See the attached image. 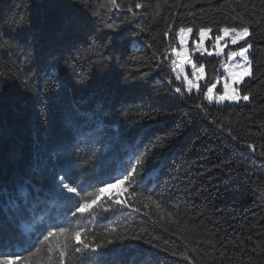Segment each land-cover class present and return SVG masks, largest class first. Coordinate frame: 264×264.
<instances>
[{
  "label": "trees",
  "instance_id": "1",
  "mask_svg": "<svg viewBox=\"0 0 264 264\" xmlns=\"http://www.w3.org/2000/svg\"><path fill=\"white\" fill-rule=\"evenodd\" d=\"M117 2L123 7L128 0ZM145 2L152 7L147 11L137 10V18L133 20L131 13L111 9L106 0H0V44L8 41L0 47V129L5 132L0 136V180L10 183L25 171L37 141L48 143L60 126L59 104L51 106L50 123L45 125L38 101L23 85L24 76L30 72H39L43 83L42 69L55 57L62 66V78L76 84L75 88H68L66 101H86L82 105L84 110L102 104L104 115L109 118L121 106L132 109L133 120L126 130L125 144L159 141L174 133L165 141L163 163L158 149L156 159L148 165L150 169L155 166V170L147 174L146 183L164 192L173 202L187 200L189 210L195 206L193 216L203 214L200 224L196 225L200 234L187 236L171 221L161 219L154 206L119 218L122 232L127 229L128 236L138 234L141 238L121 241L108 264H189L179 255L183 251L192 257L193 264H264V156L260 155L264 151V4L261 0ZM95 12L100 16H94ZM20 17H24L23 24L10 23ZM69 21L89 23L82 30L70 32ZM173 21H177L174 29L194 26V34L200 26L210 25L214 29L225 25L251 26V58L259 67L255 70V79L246 85L253 92L247 105L241 102L225 108L207 106L204 101L210 112L206 117L195 107L203 99L202 92L188 98L187 94L181 96L172 91L173 86L180 85L167 83L165 77L171 74L168 62L161 66L163 70L157 68V63L167 47L163 32ZM107 23L117 26L119 34L111 33ZM137 23L145 31L137 28ZM89 31L96 38L95 48L84 42ZM111 36L116 37L114 44L101 49L100 45ZM13 38L20 42L19 47ZM70 38L77 40L76 47L80 49L72 53L80 58L76 72L85 78L79 84V76L63 67ZM25 39L31 45L29 51L34 64L21 63ZM171 42L175 43L174 36ZM149 43L153 45L151 48ZM101 55L116 59L101 66ZM198 62L205 65L207 81L214 82L217 75L222 76L224 58L202 57ZM200 86L206 90L204 82ZM217 88L222 91V84ZM217 107L223 110L217 111ZM144 113L155 119L146 118ZM211 120L223 122L239 138V143L231 140L227 128L221 132ZM80 142L91 147L87 136L81 137ZM247 143H253L256 150L247 148ZM84 154L82 147L80 156ZM128 155L131 147L127 154L108 155L103 169L97 170L99 178H106L112 170L118 174L121 161L126 162ZM165 188L169 191H164ZM122 193L112 196H122ZM144 211L150 212L151 219L143 215ZM4 215L10 213L4 212ZM41 216L47 218L46 210L40 209L36 217L16 225L22 236L21 243L32 235L27 231L29 226L33 229L39 226ZM153 220L159 223L154 224ZM94 230L102 232L103 227ZM11 250L0 247V252Z\"/></svg>",
  "mask_w": 264,
  "mask_h": 264
},
{
  "label": "snow or ice",
  "instance_id": "2",
  "mask_svg": "<svg viewBox=\"0 0 264 264\" xmlns=\"http://www.w3.org/2000/svg\"><path fill=\"white\" fill-rule=\"evenodd\" d=\"M106 2L111 9L131 13L133 20L137 18V10L147 11L152 7V4L145 0H128L123 7L117 0ZM261 2L264 4V0ZM93 15L99 17L100 13L95 12ZM10 23L19 26L24 23V17L13 19ZM88 23L69 21V31L82 30ZM175 24L177 21L169 23L163 32L167 47L162 53V59L157 63V68L163 70L161 66L168 62L171 74L165 77L167 83L180 85L173 86L172 91L181 96L187 94L188 98H191L194 91L197 96L202 92L203 99L195 107L206 117L210 115L207 106L223 105L226 108L241 102L247 105L253 98V92L246 88V85L255 79V70L259 67L254 65L251 58V26L225 25L218 29L210 25L200 26L194 34V26H177L174 29ZM106 27L111 33L119 34L117 26L107 23ZM136 27L142 32L145 31V27L140 23H137ZM86 36L84 42L95 48L96 38L93 33L89 31ZM173 36L175 43L171 42ZM115 38L111 36L100 48L107 49L112 46ZM206 41H211V50L206 47ZM13 42L20 46V42L15 38ZM4 44H8V41H4ZM4 44H0V47ZM76 44L77 40L69 39L68 55L64 57L63 67L70 69L72 75L79 76V84L85 78L76 72L80 62V58L72 54L73 51H80ZM230 45L239 47L232 50ZM152 46L151 43L148 44V47ZM30 47L25 39L24 59L21 61L23 64L35 63L33 54L29 51ZM213 55L224 58V71L223 76L217 75L214 82H210L205 79L204 63L198 61L201 57ZM100 59L103 66L116 58L101 55ZM61 67L56 58L52 57L42 69L43 83L40 82L39 72H30L23 79L25 90L38 101L40 116L45 125L50 123L51 106L59 104L60 126L48 143L40 144L37 141L25 171L10 183L0 180V209L3 210L0 212V247L13 249L0 252V264H108L109 257L121 241L141 238L138 234L128 236L127 229L122 232L118 226L119 218H127L132 213H141L142 209H151L153 206L161 219L171 221L184 236L199 235L196 225L200 224L203 214L197 213L193 216L195 206L189 210L187 200L183 203L173 202L164 192H158L146 183L147 174L155 170V166L150 169L148 165L156 159L158 149L160 162L163 163L165 141L170 140L174 133H169L159 141L149 140L145 143L140 140L138 144H125L126 130L133 120L132 109L121 106L109 118L105 117V106L102 104H97L92 110H84L82 105L87 103L86 101H66L68 88H75L76 84L62 78ZM222 80L223 90L220 91L217 85ZM201 81L204 82L206 90L201 89ZM222 110L217 107V111ZM144 116L155 119V116L148 113H144ZM210 122L221 132L227 128L221 121ZM4 134V130L0 129V136ZM227 135L239 143V138L232 134L230 128H227ZM84 136L89 138L91 147L89 144H81L80 138ZM82 147L85 154L81 157ZM129 147L131 155H128L126 162L121 161L122 168L118 174H113L115 170H112L107 173L106 178L100 179L97 170L103 169L108 155L119 156L121 152L127 154ZM246 147L256 150L253 143H247ZM260 155L264 156V151H261ZM110 182L123 187L122 196H103L104 188ZM164 191L169 189L165 188ZM40 209L46 210L47 218L41 216V223L35 229L29 226L27 231L32 235L21 243L22 236L16 225L36 217ZM165 209L171 211L165 213ZM4 212L10 215L6 216ZM143 215L151 219L149 211H144ZM153 223H159V220H153ZM99 227H103L102 232L94 230ZM17 247L19 250H14ZM179 255L188 260L189 264H193L187 251Z\"/></svg>",
  "mask_w": 264,
  "mask_h": 264
},
{
  "label": "rangeland",
  "instance_id": "3",
  "mask_svg": "<svg viewBox=\"0 0 264 264\" xmlns=\"http://www.w3.org/2000/svg\"><path fill=\"white\" fill-rule=\"evenodd\" d=\"M189 44L191 46V41H189ZM206 47H209V49L211 50V43L210 41H206ZM230 47H234V46H231ZM228 49L225 50V52L227 51ZM198 55V54H197ZM207 57V56H205ZM202 58V57H201ZM210 58H217L215 57L214 55ZM194 61L196 59V56L193 57ZM219 59V58H217ZM223 66L221 67V72H222V76H223ZM205 79H206V75H205ZM203 83V81L200 82V85ZM221 84H223V80L221 81ZM218 87V85H217ZM195 93V91L193 92ZM223 106V105H221ZM123 192V187L120 185V184H116V183H113V184H110L108 185L107 187L104 188V192H103V195H106V196H112V195H115V194H120Z\"/></svg>",
  "mask_w": 264,
  "mask_h": 264
}]
</instances>
